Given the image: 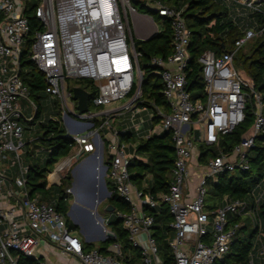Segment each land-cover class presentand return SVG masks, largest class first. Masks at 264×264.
<instances>
[{"label":"built area","instance_id":"built-area-1","mask_svg":"<svg viewBox=\"0 0 264 264\" xmlns=\"http://www.w3.org/2000/svg\"><path fill=\"white\" fill-rule=\"evenodd\" d=\"M25 6L26 0H0V264H17V253L35 259L38 264H46L36 255L41 242L53 244L81 264H130L118 243L108 247L105 253L87 250L62 213L42 203L39 196L29 197L28 168L21 160L27 145L21 124L32 123L38 108L20 77L22 51L30 31L24 17ZM243 6L257 11L251 3ZM142 8L147 12H142ZM36 16L44 31L34 36L32 61L45 76L46 94L58 101L66 136L80 154L93 157L101 148L97 159L102 160V165L99 163L102 172H106L117 196L130 207L129 213L117 212L116 216L122 220L131 245L141 252L143 264H163L152 236L155 219L147 212L161 205L167 206L173 220L170 227L175 237L169 245L175 264L223 261L240 227L228 224L230 215H252L254 225L261 227L255 212H247V205L241 201L226 197L221 209L211 214L205 211L209 181L217 182L225 173L248 171L249 154L256 138L264 132L261 96L236 70L235 52L217 57L208 51L200 56L198 64L206 101L195 103L188 90L190 31L182 11L160 0H40ZM134 16L140 17L139 31L146 40L164 30V21L172 27L171 57L151 60V65L158 69L170 112L152 105L151 121L156 117L160 124L150 131V136L170 133L175 146L172 183L169 191L158 197L146 191L147 181L141 189L133 184L129 168L137 156L131 152L132 145L121 140L130 130L141 133L146 121L141 118L136 122V115L151 110L140 107L144 72L131 26ZM154 16L162 20L156 22ZM255 36V31H246L236 42V51ZM69 80L90 81L98 91L93 106L101 110L81 115L75 104L70 107L73 94L67 89ZM251 97L254 100L252 127L231 154L220 151L207 165L201 166V177L190 199L191 161L198 145L195 132H200V143L209 148L218 147L222 137L244 124ZM125 99L128 102L122 109L103 110ZM24 103L33 112L32 117L24 109ZM123 110L134 115L131 127L119 132L111 121L115 113L120 116ZM95 120L101 121L99 127ZM77 157L78 153L72 154L48 175L47 189L61 184L64 172L77 164ZM15 166L18 173L13 178L9 171ZM67 194H74L73 189L67 190ZM263 195L264 190L257 204ZM3 198L5 206L1 204ZM109 234L115 239L113 233H108L106 240L112 239Z\"/></svg>","mask_w":264,"mask_h":264},{"label":"trees","instance_id":"trees-1","mask_svg":"<svg viewBox=\"0 0 264 264\" xmlns=\"http://www.w3.org/2000/svg\"><path fill=\"white\" fill-rule=\"evenodd\" d=\"M164 4L178 11H182V17L190 31L188 53L190 56V69L188 71V90L193 102H205L204 81L200 73L198 59L204 52H212L217 57L227 53H234V65L240 75L252 86V89L261 96L264 113V0H242L245 4H253L256 12H251L249 19L256 23V36L244 47L236 51V42L244 37V30L231 16L232 5L226 4L228 0H160ZM233 4V3H231ZM40 0H26L24 17L29 22V36L24 44L21 57L20 77L28 88L31 99L37 105L38 111L32 126L40 118L43 112L42 103L48 98L46 94V80L32 61V44L37 32L44 31V26L36 16V9ZM142 12H147L144 8ZM156 22H160L159 16H154ZM164 30L149 42L137 41L135 47L141 54L140 66L144 72L142 84L143 102L140 107L155 105L166 113L170 112L168 103L163 96V83L158 69L151 65L153 58L167 60L173 53V38L171 23L164 21ZM259 34V36H258ZM238 68V69H237ZM76 86L83 88L89 93V106L92 107L98 91L90 81L76 82ZM253 97L247 104L246 120L232 134L221 138L218 147L209 148L203 143L198 144L200 153L199 162L207 165L210 159L218 156L219 152L231 154L239 145L242 137L249 131L254 123ZM155 124L160 123L159 118H154ZM98 123V122H97ZM30 124V123H28ZM99 124V123H98ZM99 125H97L98 127ZM38 139L30 142L33 150L26 149L22 153L25 157L28 172L26 174V188L30 199L40 197L42 203L53 206L57 212L62 213L71 230L76 231L68 218L69 194L72 177L71 170L61 180V184L47 189V177L57 164L59 158H68L74 150V144L68 138L66 130L56 120L46 119L40 124ZM135 139L132 134L123 137V141L131 143ZM136 156L143 159H135L129 168L131 180L139 189L147 181V192L155 197L167 193L172 183V171L175 163V146L170 133L154 135L148 138H138L135 142ZM26 145V147H28ZM37 150L44 152L45 158L35 156ZM250 168L246 172L225 173L218 177L217 182L209 181L207 185V197L205 200V211L211 214L224 206V199L230 201H241L247 205V212H255L261 227L253 223V216L235 215L229 216V225H239L235 232L230 252L223 261L213 264H264L261 252L264 249V195L259 204L257 199L264 190V132L255 141L254 148L248 157ZM13 178L18 173V167L13 169ZM107 187L111 193L108 205L117 212L129 213L130 207L122 201L114 191L109 178L106 180ZM154 219L155 225L152 236L158 245L159 256L163 264H175L174 256L170 249V241L175 237L172 230V217L167 206L161 205L156 210H147ZM115 239H108L100 247V252H105L108 247L118 243L121 246L125 260L130 264H142L141 252L135 249L128 240V234L123 227V222L118 217L111 224ZM94 245L86 246L87 250L94 249ZM17 264H38L33 258H28L17 253Z\"/></svg>","mask_w":264,"mask_h":264},{"label":"rangeland","instance_id":"rangeland-1","mask_svg":"<svg viewBox=\"0 0 264 264\" xmlns=\"http://www.w3.org/2000/svg\"><path fill=\"white\" fill-rule=\"evenodd\" d=\"M229 5H232L230 3H226ZM246 8V7H245ZM247 9V8H246ZM248 10V9H247ZM249 13H251L250 10H248ZM231 16L232 19L235 20L244 30H256V23H251V19H249V14L244 15L243 17L240 16V14L231 8ZM259 36V34H258ZM139 41L138 39H135V42ZM238 69V68H237ZM238 71L241 73V71L238 69ZM76 82L79 81H73L69 80L67 82V89L72 93L73 89L76 87ZM128 102V99H125L123 101L114 103L108 107L103 108L105 111H111V110H118L122 108L126 103ZM76 102L71 100L70 107L72 104H75ZM77 104V103H76ZM24 109L27 108V104L24 103L23 105ZM43 112L40 118L36 121V124L34 126L28 123H22V128L24 130L23 133V139L24 143H30L38 139V130L40 127V124L44 122L46 119H52L61 122V126L64 130H66L65 122L63 120V111L61 107L58 104V101L55 98H51L48 96L47 99H45L42 103ZM101 110L98 108H95L92 106L91 112L95 113L96 111ZM154 111L151 109L149 112H145L143 114H140L136 121H140L141 118L145 119L147 122L146 129L151 130L153 127H158V124H153L151 122V115H153ZM29 117L33 116V112L29 111ZM133 113L126 114L122 117L121 120L125 121H131L132 120ZM88 122H91V120H88ZM147 130V131H148ZM88 131L84 132L83 134H87ZM103 136V134H101ZM138 137L135 135V139L131 141V144H136ZM200 144V143H199ZM198 146V145H197ZM26 149L33 150V146H28ZM26 152V150L24 151ZM23 152V153H24ZM35 156L40 158V160H43L45 158L44 152L42 150H37L35 152ZM138 159H143V157L138 156ZM25 157L22 158V163L27 167V164L24 162ZM66 160V158H59L57 164L52 169V172L56 170V168L63 163ZM80 164V163H79ZM76 166H72L69 170H71V177H72V185L71 188H76L78 193L86 198V202L84 204L76 203L75 202V196L72 194L69 196V212L72 211L76 221L84 228V230L90 235L94 236L96 238H104L107 236L108 233L112 232V226L111 224L116 220L117 216L113 213L107 212L108 208V195L110 194L109 188L107 187L106 180L107 176H102L94 174L91 170L92 168H89L88 166H84L85 168H76ZM88 168V169H86ZM90 169V170H89ZM68 170V171H69ZM68 171L64 172V175L68 173ZM102 173V172H101ZM63 175V176H64ZM208 213V212H207ZM69 220L70 216H68ZM102 220V224L100 226H95L96 222H100ZM72 221V220H71ZM75 235L79 236V231H75ZM103 244L102 241H96L94 242L95 248H99Z\"/></svg>","mask_w":264,"mask_h":264},{"label":"crops","instance_id":"crops-1","mask_svg":"<svg viewBox=\"0 0 264 264\" xmlns=\"http://www.w3.org/2000/svg\"><path fill=\"white\" fill-rule=\"evenodd\" d=\"M228 2V1H227ZM230 3V2H228ZM235 8V11H237L240 16H244V15H250L251 13H249V9L247 10L244 6H243V1L242 0H236V2H234L232 4V9L234 10ZM251 11V10H250ZM252 12V11H251ZM141 19L139 16H134L132 21H131V26H132V31H133V36H134V41L135 39H138L139 41H144L146 40V38L144 36H142V34L140 33L139 31V23H140ZM251 23H255L254 21H251ZM146 42V41H144ZM171 57V56H170ZM75 88H81V87H78L76 86ZM83 89V88H81ZM84 90V89H83ZM86 91V90H84ZM87 92V91H86ZM88 93V92H87ZM72 94H73V91H72ZM89 94V93H88ZM50 97V96H49ZM52 98V97H51ZM73 99V98H72ZM74 101V99H73ZM77 103V102H76ZM76 110L78 112V103L76 104ZM24 105V104H23ZM89 105V103H88ZM93 106V105H92ZM124 107V106H123ZM122 107V108H123ZM91 108L89 106V111H91ZM120 108V109H122ZM119 109V110H120ZM28 113H29V109H25ZM79 113V112H78ZM130 113H133V112H127L125 110H123L121 113H120V116H118V114H114L115 116L112 118V121H111V124L114 126V128H116L119 132L120 131H123L125 130L127 127H131L132 125V122L131 121H125V120H121L119 121V119H122V117L126 114H130ZM87 114V113H86ZM140 114H143V113H140ZM140 114H137L136 115V119L137 117L140 115ZM134 115V113H133ZM133 117V116H132ZM99 124H98V123ZM137 122V121H136ZM153 124H155L153 121H151ZM24 123V122H23ZM95 123H96V126L101 124V121L100 120H95ZM160 124V123H159ZM158 124V125H159ZM98 126V127H99ZM146 126H147V122H146V125L144 127V129L141 131V133L137 134L136 132L130 130V133L129 134H132V135H136L138 138L140 139H144V138H148L150 137V131L155 128L153 127L151 130H148L146 129ZM67 130V129H66ZM148 130V131H147ZM102 134V133H101ZM102 136V135H101ZM122 141H123V137H121ZM125 143H127L125 141ZM198 143V142H197ZM200 143V142H199ZM198 143V144H199ZM28 144L30 143H27V146ZM127 144H131V143H127ZM132 145V149H131V152L133 154L136 155V147L137 145L136 144H131ZM78 153V161H77V167L76 168H85L84 166H92V165H99L100 163V160L97 159L100 154H101V148L99 149L97 155L93 156V157H90L88 155H84V154H80L78 149H75L74 147V150L72 152V154H77ZM71 154V155H72ZM138 157V156H137ZM200 157V153H199V150H198V146H197V151H195L194 155H193V158H192V161H191V175H192V178H191V181L189 183V187H190V190H191V195H190V199L194 197V190L196 188V185L198 184L199 182V179L201 177V173H202V170H201V166H203L202 164H200L199 162V158ZM80 163V164H79ZM75 165V166H76ZM88 169V168H86ZM90 170V169H89ZM69 172V171H68ZM64 175V174H63ZM102 175V173H101ZM9 176L10 177H13V171H9ZM10 185V183H8ZM73 189V192H74V196H75V202L76 203H81V204H84L86 202V198H80L79 197V193L78 191L76 190V188H71ZM7 191L5 192L4 196L6 195ZM2 205L5 206V200L4 198L2 199ZM109 207V205H108ZM72 212V211H71ZM114 213V212H113ZM69 216V215H68ZM172 217V216H171ZM70 220L72 225L75 227L76 231H79V239L86 245V246H89V245H94V242L96 241H102L103 243L106 240V237L104 238H96L94 236H90L85 230L84 228L76 221V218L72 212L71 216H70ZM102 224V220L100 222H96L95 223V226H100ZM112 233V232H111ZM114 234V233H113ZM94 249H97V248H94ZM99 250V248L97 249ZM107 250V249H106ZM106 252V251H105ZM104 252V253H105ZM123 254V252H122ZM36 255L37 257L45 262L46 264H81L76 258L72 257V256H68V255H65L62 253V251L60 249H58L56 246H54L53 244L51 243H45V242H41L37 248V251H36ZM124 256V255H123ZM160 257V256H159ZM125 258V256H124ZM161 259V258H160ZM162 261V260H161ZM163 262V261H162ZM143 264V263H142Z\"/></svg>","mask_w":264,"mask_h":264},{"label":"water","instance_id":"water-1","mask_svg":"<svg viewBox=\"0 0 264 264\" xmlns=\"http://www.w3.org/2000/svg\"><path fill=\"white\" fill-rule=\"evenodd\" d=\"M138 5V4H136ZM154 38V37H153ZM153 38L149 39V40H146V42H149L150 40H152ZM73 99L75 102L78 103V112L79 114L83 115V114H86L89 112V105H88V102H89V94L84 91L83 89L81 88H74L73 89ZM195 139H196V142H200V132L199 131H196L195 132ZM100 164L102 165V160L100 162ZM94 174L97 175V172L95 170H91ZM106 175V172L103 171L102 172V176H105ZM108 197H110V194L108 195ZM107 212L109 213H113L114 212V208L109 206L107 208ZM72 212L70 211L68 213L69 216H71ZM112 234H109L108 237L109 238H112Z\"/></svg>","mask_w":264,"mask_h":264},{"label":"bare ground","instance_id":"bare-ground-1","mask_svg":"<svg viewBox=\"0 0 264 264\" xmlns=\"http://www.w3.org/2000/svg\"><path fill=\"white\" fill-rule=\"evenodd\" d=\"M89 168H92L93 170H95L97 172L98 175L101 174L102 172V169H101V166L100 165H92V166H89ZM79 197L82 199L84 198L82 195L79 194Z\"/></svg>","mask_w":264,"mask_h":264}]
</instances>
